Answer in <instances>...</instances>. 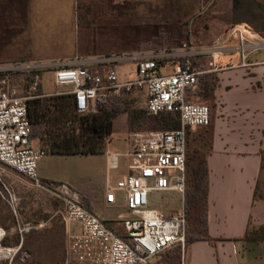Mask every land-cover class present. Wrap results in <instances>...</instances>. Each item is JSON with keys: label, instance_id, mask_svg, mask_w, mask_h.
<instances>
[{"label": "rangeland", "instance_id": "obj_1", "mask_svg": "<svg viewBox=\"0 0 264 264\" xmlns=\"http://www.w3.org/2000/svg\"><path fill=\"white\" fill-rule=\"evenodd\" d=\"M75 1L76 8L71 7L70 0H37L35 4L32 0H0V62L27 58L63 59L75 52L76 45L83 56L155 52L178 47L184 41L205 45L238 24L254 29L257 40L264 39V0H240L236 6L234 0ZM255 54H264V50ZM127 63L131 62L120 65ZM3 79L4 75L0 74V92L9 88H15L20 94L28 92L26 75H13L6 84L2 83ZM203 84L201 79V85L189 96L206 103L213 119L218 108L211 99V88H205ZM57 90L66 91L68 87L56 86L53 74L45 73L43 91ZM224 97V113L231 114L234 96L230 92ZM111 99L122 105L126 112L115 120L109 149L128 151L132 148L129 134L149 130L143 123L135 128L129 124L132 111L146 110V90L120 91L113 93ZM210 127H199L201 137L198 139L192 133L188 137L186 190L192 182L193 167L207 153ZM39 164L42 174L61 182L60 185L70 186L85 204L83 191L105 179H101L104 172L99 156H60L50 152ZM9 170L6 176L9 191L3 189L0 193V250H7L9 256L0 259V264H90L69 253L72 235L80 232V224L64 221V201ZM125 172L126 159H122L119 169L112 171L111 185H117L122 180L119 175ZM261 183L264 186V176ZM263 191L260 188L259 194ZM10 193L14 195V201ZM185 193L183 196L175 191L154 192L150 201L152 206L167 214L179 212L185 209ZM117 195L121 204L124 193L117 191ZM185 211L187 235L188 223L193 224L196 214L193 208ZM104 216L117 218L116 222L108 221L109 225L120 234H126L121 220L130 215L125 209L121 206L109 208ZM28 223L33 228L25 230ZM17 240L19 244L15 245ZM179 248L175 246L163 253L174 255ZM155 264H158L156 260ZM171 264L179 262L174 258Z\"/></svg>", "mask_w": 264, "mask_h": 264}, {"label": "built area", "instance_id": "obj_2", "mask_svg": "<svg viewBox=\"0 0 264 264\" xmlns=\"http://www.w3.org/2000/svg\"><path fill=\"white\" fill-rule=\"evenodd\" d=\"M245 25H234L205 45L184 41L178 47L155 52L0 63V74L4 75L2 83L6 84L16 74L28 77L26 94L18 93L15 88L0 92V193L8 189L6 176L12 169L39 189L61 198L65 203L64 221L80 224V232L72 235L69 253L81 262L155 264L158 255L175 246H180L184 260L185 209L167 214L152 206L150 196L154 192L168 191L184 196L188 129L211 124L210 107L193 102L189 94L196 92L204 73L247 66L253 53L264 50V39L257 40L255 30ZM202 58H209L207 69L197 65ZM125 61L134 63L136 69L134 75L121 81L117 66ZM47 72L53 74L56 86L68 87V90L41 93ZM134 88L146 90L149 113L178 112L180 127L133 131L129 134L130 150L107 151L105 200L107 204L114 205L117 203V191L124 193V205L130 215L121 220L126 230L124 236L128 238L125 239L85 207L78 192L70 186L46 182L41 178L39 162L50 153V149L34 145L29 100L51 94H72L77 111L89 113L95 112L98 105L108 103L113 93ZM122 157L128 159V172L117 185H111L110 173L119 169ZM10 196L14 201V195L10 193ZM32 228L28 223L24 229Z\"/></svg>", "mask_w": 264, "mask_h": 264}, {"label": "crops", "instance_id": "obj_3", "mask_svg": "<svg viewBox=\"0 0 264 264\" xmlns=\"http://www.w3.org/2000/svg\"><path fill=\"white\" fill-rule=\"evenodd\" d=\"M36 1L32 0L33 4ZM70 2L71 7L76 8V1L70 0ZM75 56H83L78 53L77 45L75 52L62 57L63 59L18 60L59 61ZM12 61L17 60L0 63ZM208 61L209 58H202L197 61V65L207 69ZM248 63L247 66L208 71L200 78L199 85L202 79L203 86L211 88V99L218 108L214 118L211 119L209 147L205 155L208 167V222L204 236L186 244L184 260L181 252L179 264H264V240L245 239L249 227L264 225V191L260 193L261 196H255L259 180L260 188L264 190L261 183L264 147V54L253 53ZM117 68L121 81H126L130 75H134L136 69L134 63L119 64ZM40 92H44L43 87ZM230 92L234 96L233 107L231 114H227L224 113L226 104L223 102L225 94ZM192 101L203 103L193 99ZM198 128H189L188 137L192 133L195 134L193 136L195 139L200 138L201 129ZM108 141L105 151L100 154L56 155L102 157L101 167L104 176L101 179L103 177L105 179L98 181L89 190L83 191L86 198L84 205L109 225L108 221L116 222L118 219L104 216L105 210L118 206L125 211L127 209L124 198L119 204L118 195L117 203L114 205L107 204L105 200L108 177L107 151L111 150ZM34 143L36 146L42 145L39 138H35ZM122 159H126V172L119 175L121 177L128 172V159L122 157L121 161ZM38 170L42 179L55 181L51 176L40 172V164ZM112 176L111 172L110 179ZM112 228L115 229L113 226ZM169 255L171 254L161 253L155 260L158 264H170Z\"/></svg>", "mask_w": 264, "mask_h": 264}, {"label": "trees", "instance_id": "obj_4", "mask_svg": "<svg viewBox=\"0 0 264 264\" xmlns=\"http://www.w3.org/2000/svg\"><path fill=\"white\" fill-rule=\"evenodd\" d=\"M235 6L240 0H234ZM126 112L119 103L109 99L100 104L95 112L79 113L74 95L51 94L29 100V117L33 126L34 138H39L43 146H48L52 154H100L105 151L106 143L114 132L117 116ZM129 124L132 128L145 124L150 129L173 130L180 127L178 112L166 111L151 114L146 110L132 111ZM188 159V158H187ZM192 182L185 193V209H194L193 224L188 223L186 244L202 238L207 229L208 211V167L204 156L192 169ZM264 176V147L262 150L261 178ZM60 184L57 181H48ZM260 180L255 196H261ZM124 236V235H123ZM128 239L127 236H124ZM247 240H264V225L249 227ZM19 244V240L15 245ZM170 256V264L181 257L180 248Z\"/></svg>", "mask_w": 264, "mask_h": 264}, {"label": "bare ground", "instance_id": "obj_5", "mask_svg": "<svg viewBox=\"0 0 264 264\" xmlns=\"http://www.w3.org/2000/svg\"><path fill=\"white\" fill-rule=\"evenodd\" d=\"M9 256V253L7 250H0V259L7 258Z\"/></svg>", "mask_w": 264, "mask_h": 264}]
</instances>
